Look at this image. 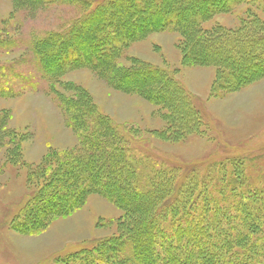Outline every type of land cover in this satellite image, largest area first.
<instances>
[{"label":"rangeland","instance_id":"374dc122","mask_svg":"<svg viewBox=\"0 0 264 264\" xmlns=\"http://www.w3.org/2000/svg\"><path fill=\"white\" fill-rule=\"evenodd\" d=\"M102 1L0 0V264H62L65 257L69 264H79L73 255H86L92 247L117 243L122 237L130 215L121 203L96 192L70 215L52 218L34 233L30 228L37 217L32 212L39 200L47 198L44 190L53 180L49 177L53 157L82 151L84 138L94 140L100 118L118 131L124 129L141 154L165 159L176 170L184 169V176L196 168L200 177L209 171L201 181L202 197L195 198L197 207L186 208L194 219L213 212V207L209 213L201 209L204 189L220 200L223 191L227 192L225 198L229 196L227 178L233 171L229 160H242L244 167L239 172L247 185L252 184V193L240 189L235 202L227 205L219 200L217 210L228 211L234 220L227 222L223 215L222 231L230 233V225H236L229 235L245 236L243 244L250 246H233L231 251L244 257L251 250L256 254L254 264H264V221L249 230L247 237L242 222L248 215L239 207L254 198L257 217L264 218V71L254 67L250 80L237 88L229 78L223 80L214 63L216 53L208 45L202 47L208 55L205 58L190 50L191 40L200 36L205 41L215 34L240 35L253 16L260 24L255 25V33L264 35V2L242 0L229 11L210 13L188 39L181 27L161 29L160 8L165 0H123L115 5H102ZM131 1L139 14H133ZM167 1L176 6L191 2ZM87 40L94 42V48ZM79 45L89 65L71 68L67 63V70L58 72L63 64L55 52ZM114 50L118 53L116 72L118 68L126 72L123 85L110 77V68L98 70ZM213 57L215 61L209 62ZM95 61L101 62L100 67L93 65ZM44 65L51 72L45 73ZM136 70L150 72L143 76L150 79L149 84L142 76H133ZM156 92L157 99L152 96ZM86 106L96 114L86 111ZM105 130L96 134L101 140L108 136ZM129 160L133 165L135 158ZM152 166L158 172L163 168L161 164ZM105 172L100 173V181L114 190L115 178ZM121 195L123 199L130 196L128 192ZM182 199L184 195L178 194L174 201L166 202L170 204L165 203L169 205L163 209L167 219L183 210ZM237 203L236 209H230ZM51 207L45 204L41 210ZM250 219L256 222L258 218ZM166 233L177 240L176 231Z\"/></svg>","mask_w":264,"mask_h":264},{"label":"trees","instance_id":"16d2710c","mask_svg":"<svg viewBox=\"0 0 264 264\" xmlns=\"http://www.w3.org/2000/svg\"><path fill=\"white\" fill-rule=\"evenodd\" d=\"M122 1L123 0H104L100 3L102 5H115ZM244 1L256 4L264 2V0ZM244 1L220 0L215 2L213 0H191L186 6H176L174 3H168V1L166 2L165 0V5L160 8L163 16L161 20L158 18V21L160 20V23H162L161 29L164 28V30L171 29L169 27H181L185 32L186 38L190 39L195 34V30L200 27L202 22L204 23L203 18L208 17L210 13L229 11L235 5L243 3ZM131 4L132 9H134L133 14H139L136 4H134L133 1H131ZM179 4L183 3L179 2ZM224 5L227 6L224 7ZM198 9L200 10L198 11L200 15L196 16L195 13ZM247 21L248 24L244 25L240 35L227 34L225 35L227 37H225L222 35L224 33H222L220 35L215 34L205 41L201 36L191 40L193 44L190 50L192 53H197L198 51V54L202 55L204 58L207 57V53L205 52V54L202 49V47L207 45L211 48V51L216 53L215 55L213 54L216 58V62L214 63L221 69L223 80L229 78L228 81L237 88L242 87L250 80V74L254 67L264 71V35H257V33H255V25L258 24L257 26L260 27L258 18L253 16L247 19ZM95 25H98V23H95ZM98 26H101L99 28L103 29L102 24ZM117 39V41L122 40L118 37ZM67 40H69V37ZM83 43L85 44V42ZM86 44H89L91 49L94 48V42L87 40ZM117 47H119L118 44ZM67 49L68 48H60L59 51L55 52V54L60 55L59 59L62 62L61 64H63L62 68L57 69L58 72L66 71L65 64L67 63H71V68L89 65V61L86 60L85 57L86 53L81 50L84 48L80 45L78 48ZM50 54L54 53L50 52ZM103 54L106 53L104 52ZM117 54L115 50L108 53L107 58L109 57V59L103 61L104 64L101 65V67V62L98 63V61H95L93 65L99 66L100 68L98 70L101 72L107 71V69L110 68L111 71H113L110 77L116 82L118 81V84L122 83L123 85L125 83L124 74L126 72H122L119 68L116 72L114 61ZM234 54H237L238 58L233 57ZM215 58L213 57L212 60L208 61H215ZM76 60L80 61L75 62ZM201 60L202 59H200V61ZM43 70L45 73L49 71L46 65H44ZM147 73L150 72L141 73L142 75L140 71L137 70L132 72L134 77L147 76L149 75ZM142 77H140V79L144 78L143 82L145 81L144 83L149 84L150 79L147 80L145 77ZM155 84H157V82ZM231 84L228 86H231ZM150 86L147 85V87ZM165 87L171 89V86ZM152 96L157 99L159 98V93L156 92ZM186 97L188 98L189 96L186 95ZM169 101H174V98L169 97ZM195 101L196 100L193 99L192 103L194 104ZM88 109L89 108H87L86 111ZM89 110H92V113L94 112L91 108ZM192 110L198 114L194 105ZM94 114L96 113L94 112ZM101 128L107 129L105 130V135L108 136H104L105 139L102 138L103 140H101L100 136L96 135L99 130L102 131ZM112 131H114V133L111 135ZM94 132H96L95 137L100 138L101 141L99 139V141L96 140L97 138L95 137L94 140L90 141V137H87L82 141V151L59 154L57 157H53V160L56 159L54 161L55 165L51 167V174L49 176L52 177L53 180L51 183H47V190H44L47 198L44 197L39 200L38 202L40 204L38 203L35 206L34 212H32L37 215L36 218L32 219L33 222H30L33 224L30 226L33 233L38 231V227L43 223L47 225L52 218L70 215L74 210L84 204L89 194L96 192L111 198L117 204L121 203V205H119L125 207L130 217L127 220V227L123 231L122 237L117 239V243L101 245L97 248L92 247V249L86 252V255H73L72 257H75L76 260L78 259L79 264H136V262L138 264H156L155 261L161 262V264H197V262L200 264L255 263L254 257L256 254H253L251 250H249L248 255H244V257L241 256L242 254L231 251L233 246H242L246 249L250 246L249 244H243L245 236L239 235L233 238L229 235L235 231L236 225H230V233L222 231L223 226H221V218L223 215L227 222L234 220L227 214L228 211L217 210L221 208L219 206L220 202L223 204L227 203V205L229 202H235V198H238L240 189H245L252 193V184L247 185L246 179L244 180L239 172L240 169L243 171L242 167H244V165L241 163L242 160H229L230 165L233 166V171L227 178L230 181L228 185V187L230 186L229 196L225 198L227 192L223 191L221 193L222 199L220 200L216 198L217 196L214 197V194L208 193L206 189H204V201L201 209L206 210L207 213L212 210L211 207L214 209L209 215L204 214L199 216L198 219H194L192 213H190V209L188 211L186 208L197 207L198 203L195 198L197 195L202 197L200 185L203 182L201 181L206 179L205 176L208 175L209 171L206 175L203 174L204 177H200L196 168L192 173H186L189 176L186 174L184 176V169L176 170L177 168L169 166L165 159L163 160L141 154L140 151L136 149L138 145L135 147L133 146L135 144L128 139V133L124 129L118 131L117 127L107 123L103 118H100V121H98L93 134ZM98 146L104 148L100 150ZM130 158H135V160H133V165L131 164L132 161L129 160ZM163 161L167 165L163 164ZM144 162L147 164L146 166L143 165ZM159 164L163 165L161 172L156 171L152 166ZM240 164L242 166H240ZM54 166L55 169H52ZM222 167H224V165H222ZM104 171H106L105 173H107V176L113 175L115 178L114 190L107 189L101 183L100 173L102 174ZM221 171L224 172L223 170ZM240 178L242 181H240ZM173 185L175 186L173 187ZM123 192H128L130 196H128L127 199H123L121 195ZM178 194L179 196L181 194L184 195V200H181V205L184 203L183 210L181 211L178 209L167 219L166 217L168 215L164 216L163 209L169 206H166V204L170 203L166 202L174 201L173 199H175ZM219 200L220 202H218ZM254 201V198L253 201L249 198V202L246 205L243 204L239 206L237 203L238 205L235 204L236 206H232L230 204V209H236L239 206L242 210L246 211L248 215V217L245 215L247 218L242 222L244 223L243 227L245 226V235H247L246 233L251 235L249 230L256 228V226L260 227L262 221H264V218L260 219V217H257L259 211L255 210ZM49 203L52 204L53 207L42 211L41 209L43 206ZM257 210H260V208H257ZM251 217L258 219L255 222V219H250ZM163 220H165V223H163ZM183 221L184 224L187 223L188 225H181L180 222ZM235 221H237V219H235ZM207 226L212 227L213 230H211V228L209 230ZM167 231L172 233L176 231V236H178L177 240H175L173 236L170 237L169 234L167 235ZM94 251L95 254H92ZM240 256L241 260H239ZM66 258L67 257L62 259V264L70 263V261H66ZM258 264H262V262Z\"/></svg>","mask_w":264,"mask_h":264}]
</instances>
